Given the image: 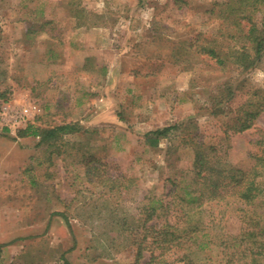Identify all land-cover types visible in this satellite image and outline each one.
<instances>
[{"label": "rangeland", "instance_id": "obj_1", "mask_svg": "<svg viewBox=\"0 0 264 264\" xmlns=\"http://www.w3.org/2000/svg\"><path fill=\"white\" fill-rule=\"evenodd\" d=\"M213 1L0 0V264H134L128 228L145 218L140 206L192 185L191 148L144 144L157 128L192 120L219 156L252 165L264 113L226 137L240 97L219 116L213 108L234 72L192 45L200 35L221 39ZM239 82L241 94L264 90V61ZM24 108L27 122L82 130L39 145L18 135ZM119 178L128 186L122 194ZM217 225L161 259L190 253L223 264L226 237L241 224L228 212Z\"/></svg>", "mask_w": 264, "mask_h": 264}, {"label": "trees", "instance_id": "obj_2", "mask_svg": "<svg viewBox=\"0 0 264 264\" xmlns=\"http://www.w3.org/2000/svg\"><path fill=\"white\" fill-rule=\"evenodd\" d=\"M209 13L220 21L221 39L200 35L192 45L212 59L219 69L230 67L234 72L226 90L219 96V104L215 103L213 108V114L219 116L223 114V105L229 107L240 97L238 105L230 110L234 113L232 120L225 123L224 133L229 138L251 129L264 113V90L255 88L241 94L239 82V78L259 68L264 61V0H215ZM77 15L81 17L79 26L85 25L86 15ZM35 121L27 122L18 135L36 137L39 145L53 146L64 136L82 130L74 124L41 127ZM191 124L192 120L157 128L144 136V144L148 147L157 148L166 140L174 153L180 146L191 148L193 161L188 175L192 185H185L182 195L172 187L171 200L154 197L150 204L140 206L145 218L128 228L136 245L134 264H142L145 251L150 252V260L144 264H205V261L193 259L190 253H184L177 262L168 263L161 258L193 242L198 234L209 233L228 212L239 220L241 231L238 235H227L224 253L228 256L222 259L223 264H264V130L256 141L259 151L253 155L252 165L243 169L219 156ZM177 137L179 140L175 144ZM124 182L118 179L121 194L128 189ZM171 182L175 186L174 181ZM215 210L220 215L219 221L214 218ZM59 215L65 219L64 214ZM229 239L230 247L227 245ZM206 246L207 243L200 242L198 247L202 250Z\"/></svg>", "mask_w": 264, "mask_h": 264}, {"label": "built area", "instance_id": "obj_3", "mask_svg": "<svg viewBox=\"0 0 264 264\" xmlns=\"http://www.w3.org/2000/svg\"><path fill=\"white\" fill-rule=\"evenodd\" d=\"M2 109H3L4 112H6L9 109V106L4 105L2 107ZM31 110H32V108H31ZM33 110H36V108L33 107ZM29 113H30V108H24V109H22L21 113L19 114V117L16 118V121L17 122H21V123L22 122L27 123L26 118H28Z\"/></svg>", "mask_w": 264, "mask_h": 264}]
</instances>
